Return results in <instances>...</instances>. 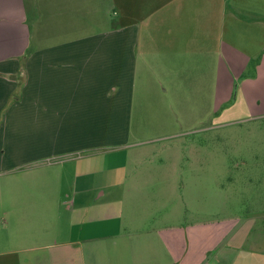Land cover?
Segmentation results:
<instances>
[{
	"label": "crops",
	"instance_id": "0c3cea01",
	"mask_svg": "<svg viewBox=\"0 0 264 264\" xmlns=\"http://www.w3.org/2000/svg\"><path fill=\"white\" fill-rule=\"evenodd\" d=\"M260 72L264 0H0V264H264L211 142L147 150L264 115Z\"/></svg>",
	"mask_w": 264,
	"mask_h": 264
},
{
	"label": "rangeland",
	"instance_id": "374dc122",
	"mask_svg": "<svg viewBox=\"0 0 264 264\" xmlns=\"http://www.w3.org/2000/svg\"><path fill=\"white\" fill-rule=\"evenodd\" d=\"M245 90L248 97L252 95L261 99L260 110H263L264 73L260 72L256 84L246 83ZM240 121L207 130L194 129L178 136L167 135L157 141L159 144L155 151H152L154 145L151 144H148L147 150L149 154L157 152L159 155L185 158L189 155L188 143L204 140L211 142L212 156L222 158L223 161L214 165V172L224 174L218 184L224 190L227 214L244 217L250 222L253 219L264 222V115ZM205 124L209 123L197 121L193 126ZM175 145H179V149Z\"/></svg>",
	"mask_w": 264,
	"mask_h": 264
}]
</instances>
